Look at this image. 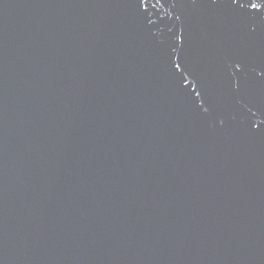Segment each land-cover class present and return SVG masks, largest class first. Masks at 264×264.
Returning <instances> with one entry per match:
<instances>
[{"label": "water", "instance_id": "obj_1", "mask_svg": "<svg viewBox=\"0 0 264 264\" xmlns=\"http://www.w3.org/2000/svg\"><path fill=\"white\" fill-rule=\"evenodd\" d=\"M0 264H264V0H0Z\"/></svg>", "mask_w": 264, "mask_h": 264}]
</instances>
